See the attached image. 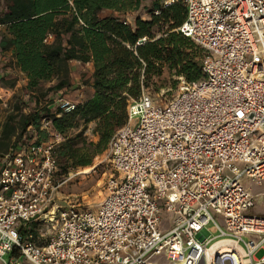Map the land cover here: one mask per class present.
<instances>
[{
	"label": "built area",
	"instance_id": "built-area-1",
	"mask_svg": "<svg viewBox=\"0 0 264 264\" xmlns=\"http://www.w3.org/2000/svg\"><path fill=\"white\" fill-rule=\"evenodd\" d=\"M178 2L180 32L208 53L204 78L179 77L163 105L145 89L129 102L108 143L114 173L95 211L58 203L54 152L64 137L50 121L41 126L46 141L2 154L0 264H264L255 257L264 215L253 212L264 193L243 184L264 182V0H163ZM77 103L59 97L54 111ZM41 223L55 233L39 244ZM33 226L36 240L22 232Z\"/></svg>",
	"mask_w": 264,
	"mask_h": 264
},
{
	"label": "trees",
	"instance_id": "trees-1",
	"mask_svg": "<svg viewBox=\"0 0 264 264\" xmlns=\"http://www.w3.org/2000/svg\"><path fill=\"white\" fill-rule=\"evenodd\" d=\"M130 13L137 14L132 23L127 22ZM184 18L181 2L165 6L163 0H0V53L10 54L26 77L28 91H37L43 82L55 83L49 91L63 92L67 98L72 86L69 63L74 60L92 63L94 90L70 112L54 111L50 99L27 114L9 116L0 156L34 137L37 143L46 141L48 135L41 130L46 119L64 137L54 152L56 178L71 168L91 165L127 123L129 102L165 71L174 72V85L179 77L188 82L204 78L208 53L180 32ZM90 123L96 143L82 136ZM80 125L82 131L67 136ZM34 228L22 232H32L36 240Z\"/></svg>",
	"mask_w": 264,
	"mask_h": 264
},
{
	"label": "rangeland",
	"instance_id": "rangeland-1",
	"mask_svg": "<svg viewBox=\"0 0 264 264\" xmlns=\"http://www.w3.org/2000/svg\"><path fill=\"white\" fill-rule=\"evenodd\" d=\"M4 56V54L0 53V85L2 86V98L0 99L1 151L5 150L3 144L6 143V139L2 137V130L4 129V125L8 121L9 116L18 117L22 113L27 114L38 107L45 106L50 99L56 100L64 95L63 92H50L49 87L53 86L55 83L47 82L41 83L37 91H28L26 89L27 80L25 76L13 66L11 57L7 60L6 56ZM75 71L77 75L74 78L80 80L82 83L88 81V78L85 79L90 72L88 67L85 66L82 71L79 69H76ZM174 80H177L174 72L165 71L163 76L156 80L155 84H151L145 88V91L149 92L156 104L163 105L173 99L178 93L180 81L174 85ZM76 89L70 87L69 93L66 95L67 98L74 101L83 100L82 91L76 92ZM37 102L39 103V106L37 105ZM82 129L83 126L80 125L78 128L70 130L67 133V136L73 137L82 131ZM93 129L94 124L90 123L85 130H83L84 133L82 136L87 138V142L96 143L98 141L97 135L93 134ZM113 173V167L109 160L108 150L106 149L102 154L93 157L91 165L71 168L63 177L58 176L59 182H63L58 191V203H62L64 206L75 205L83 209H89L92 211L97 210L100 202L105 196L106 181ZM243 184L250 187L253 194L264 193V182H262L261 185H258L249 179H244ZM253 212L264 214V200L259 206H256L253 209ZM161 215L163 219L165 217H170V215L164 212H162ZM37 228L39 229L38 232L44 234V237H42L41 240H37V243L39 244L49 239L55 233V227L50 223H41ZM166 228H170L168 223H166ZM244 239L249 240V237L247 236ZM262 251L264 250L256 252L255 257H262L264 255V252ZM261 253L263 255H261ZM9 257V255H5L3 260L8 262ZM155 261L159 264L165 263L163 257L156 258ZM22 264L30 263L22 262ZM225 264H230V262L226 261Z\"/></svg>",
	"mask_w": 264,
	"mask_h": 264
},
{
	"label": "crops",
	"instance_id": "crops-1",
	"mask_svg": "<svg viewBox=\"0 0 264 264\" xmlns=\"http://www.w3.org/2000/svg\"><path fill=\"white\" fill-rule=\"evenodd\" d=\"M137 15L135 13H130L128 14L127 16V22L129 23H132V20L134 18V16ZM6 56V59L9 60L10 59V56L9 54H4ZM4 56V57H5ZM5 61V60H3ZM14 66V64H13ZM88 67V69L90 70L89 74H88V77H86L85 79L88 78V81H86V83H82L80 82V80L74 78L76 77L77 73H76V69H79L80 71L84 70V67ZM15 67V66H14ZM69 67H70V78H71V84H72V88H77L76 89V92L77 91H82V94H83V100L85 99H88L90 98L93 93H94V90L92 88V78H91V73L93 71V66H92V63H87V64H82L80 63L79 61H71L69 63ZM16 68V67H15ZM17 69V68H16ZM18 70V69H17ZM19 71V70H18ZM20 72V71H19ZM21 73V72H20ZM22 74V73H21ZM24 75V74H23ZM25 76V75H24ZM80 76V75H79ZM26 78V77H25ZM80 79V77H79ZM78 102V101H77ZM260 214V213H259ZM264 215V214H262Z\"/></svg>",
	"mask_w": 264,
	"mask_h": 264
},
{
	"label": "bare ground",
	"instance_id": "bare-ground-1",
	"mask_svg": "<svg viewBox=\"0 0 264 264\" xmlns=\"http://www.w3.org/2000/svg\"><path fill=\"white\" fill-rule=\"evenodd\" d=\"M262 252H264V251H262ZM260 255V254H259ZM261 255H263L262 253H261Z\"/></svg>",
	"mask_w": 264,
	"mask_h": 264
}]
</instances>
